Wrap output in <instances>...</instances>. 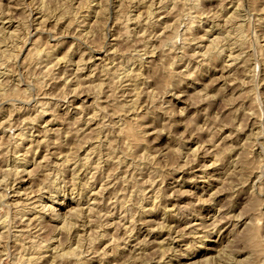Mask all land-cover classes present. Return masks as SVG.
<instances>
[{"label":"rangeland","instance_id":"obj_1","mask_svg":"<svg viewBox=\"0 0 264 264\" xmlns=\"http://www.w3.org/2000/svg\"><path fill=\"white\" fill-rule=\"evenodd\" d=\"M0 195V264H264V0H0Z\"/></svg>","mask_w":264,"mask_h":264},{"label":"bare ground","instance_id":"obj_2","mask_svg":"<svg viewBox=\"0 0 264 264\" xmlns=\"http://www.w3.org/2000/svg\"><path fill=\"white\" fill-rule=\"evenodd\" d=\"M228 17H229V16H228ZM233 30H234V29H233ZM238 32H239V31H238ZM232 36H233V35H232ZM4 41H5V40H4ZM216 41H217V40H216ZM1 74H2V73H1ZM42 112H43V111H42ZM84 157H85V156H84ZM74 166H75V165H74ZM43 190H44V189H43ZM0 196H1V195H0ZM25 202H26V201H25ZM27 203H28V202H27ZM197 203H198V202H197ZM20 205H21V204H20ZM36 206H37V205H36ZM18 207H19V206H18ZM23 210H25V211L27 210V211H28V210H30V207H24ZM20 211H21V210H20ZM25 211H24V212H25ZM77 215H78V213L75 212V213H74V216H77ZM65 220H66V219H65ZM117 221H118V220H117ZM31 242H32V241H31ZM39 251H40V250H39ZM41 252H42V251H41ZM63 252H64V251H63ZM22 257H23V256H22ZM23 258H24V257H23ZM22 260H23V259H22ZM19 261H20V260H19ZM17 262H18V261H17ZM21 262H22V261H21ZM27 264H28V263H27Z\"/></svg>","mask_w":264,"mask_h":264}]
</instances>
